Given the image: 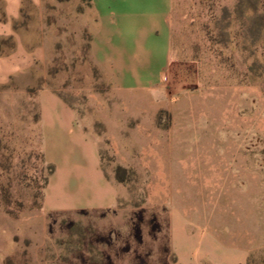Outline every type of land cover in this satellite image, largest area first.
<instances>
[{
    "label": "rangeland",
    "instance_id": "1",
    "mask_svg": "<svg viewBox=\"0 0 264 264\" xmlns=\"http://www.w3.org/2000/svg\"><path fill=\"white\" fill-rule=\"evenodd\" d=\"M65 12L51 19L54 46L46 66L0 84V260L176 264L170 242L182 237V222H232L238 218L232 194L254 193L248 206L263 218L264 0H173L170 61L156 117L128 119L119 132L95 124L102 168L119 188L116 205L42 210L52 164L42 154L38 90L52 89L92 120L117 105L106 97L109 87L88 57L80 24ZM70 148L60 142L61 152ZM252 170L253 178H219ZM75 188L84 191L77 199L82 207L109 192L90 177L72 182ZM250 264H264V257Z\"/></svg>",
    "mask_w": 264,
    "mask_h": 264
},
{
    "label": "crops",
    "instance_id": "2",
    "mask_svg": "<svg viewBox=\"0 0 264 264\" xmlns=\"http://www.w3.org/2000/svg\"><path fill=\"white\" fill-rule=\"evenodd\" d=\"M83 1L0 0V38H11L14 43L10 52L0 55V84L34 66H46L54 46L51 19L66 9L80 24L78 31L87 36L88 57L109 87L106 97L117 103L102 108L92 120L82 117L52 89L38 90L42 154L54 166L42 199L45 213L116 205L119 188L102 168V140L95 124L100 122L107 131L119 132L128 119L145 115L152 121L161 108L159 83L170 61L173 0H88L80 11ZM43 78L46 80V75ZM63 139L72 148L61 152ZM54 150L60 153L59 159L52 156ZM254 176L253 170L227 171L219 178ZM85 177L109 187L108 197L96 198L101 202L93 207L77 203L84 191H77V187L71 191L72 182ZM221 185L223 191L226 184ZM89 196L95 198L93 193ZM221 196L217 201L223 203ZM229 200L238 215L232 222H182V237L170 242L176 264H250L253 258L264 257V217L255 216L254 207L248 206L255 203V194H232ZM0 264L4 262L0 260Z\"/></svg>",
    "mask_w": 264,
    "mask_h": 264
},
{
    "label": "trees",
    "instance_id": "3",
    "mask_svg": "<svg viewBox=\"0 0 264 264\" xmlns=\"http://www.w3.org/2000/svg\"><path fill=\"white\" fill-rule=\"evenodd\" d=\"M86 38H87V36H86ZM13 47H14V43H13L11 38H0V55H4V54L10 52L13 49ZM50 170H51V173H50V175H51L54 171L53 165H52V169H50ZM118 181H120V180L118 179ZM44 189H45V187H44Z\"/></svg>",
    "mask_w": 264,
    "mask_h": 264
}]
</instances>
